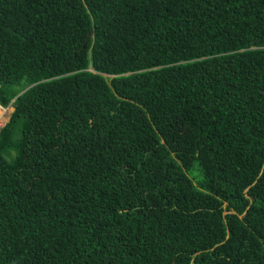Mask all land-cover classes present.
Here are the masks:
<instances>
[{
    "label": "trees",
    "instance_id": "1",
    "mask_svg": "<svg viewBox=\"0 0 264 264\" xmlns=\"http://www.w3.org/2000/svg\"><path fill=\"white\" fill-rule=\"evenodd\" d=\"M0 264H264V0H0Z\"/></svg>",
    "mask_w": 264,
    "mask_h": 264
},
{
    "label": "rangeland",
    "instance_id": "2",
    "mask_svg": "<svg viewBox=\"0 0 264 264\" xmlns=\"http://www.w3.org/2000/svg\"><path fill=\"white\" fill-rule=\"evenodd\" d=\"M12 110H13V107L11 106L4 107V108L0 107V126L8 119Z\"/></svg>",
    "mask_w": 264,
    "mask_h": 264
},
{
    "label": "clouds",
    "instance_id": "3",
    "mask_svg": "<svg viewBox=\"0 0 264 264\" xmlns=\"http://www.w3.org/2000/svg\"><path fill=\"white\" fill-rule=\"evenodd\" d=\"M0 107H1V108H4V107L1 106V105H0ZM11 107H12V106H11ZM11 112H12V111H11ZM8 118H9V117H8ZM7 120H8V119H7ZM7 120H6V121H7ZM6 121H5V122H6ZM5 122L0 126V128L5 124Z\"/></svg>",
    "mask_w": 264,
    "mask_h": 264
}]
</instances>
